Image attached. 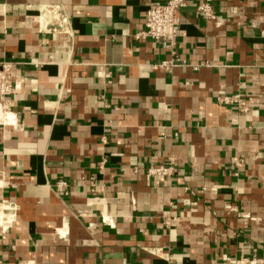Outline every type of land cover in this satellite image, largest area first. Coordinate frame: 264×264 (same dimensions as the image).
<instances>
[{
  "label": "crops",
  "instance_id": "0c3cea01",
  "mask_svg": "<svg viewBox=\"0 0 264 264\" xmlns=\"http://www.w3.org/2000/svg\"><path fill=\"white\" fill-rule=\"evenodd\" d=\"M155 1L0 0V264H264V0H187L173 48Z\"/></svg>",
  "mask_w": 264,
  "mask_h": 264
},
{
  "label": "built area",
  "instance_id": "2783aa9c",
  "mask_svg": "<svg viewBox=\"0 0 264 264\" xmlns=\"http://www.w3.org/2000/svg\"><path fill=\"white\" fill-rule=\"evenodd\" d=\"M212 0H205L197 6V10L206 18L215 19V14L211 5ZM187 5V0H159L152 2L146 11L145 28L135 34L136 39L151 38L157 41L164 42L169 48H173L175 38L180 29L181 21L179 17L180 11ZM42 14L48 18L47 23L41 28L46 32L54 34H69L68 23L69 18L63 7L57 3L47 4ZM185 64L177 58L165 60L158 64V67L170 69L177 64ZM187 65V64H186ZM194 69H198L199 65H193ZM13 63L9 60H0V98L3 100L7 96L15 92L17 84L13 80ZM230 103L237 105L240 110L244 106L241 95L236 94L229 98ZM168 168L160 167L154 169V172L165 173ZM67 183L64 180L57 182L58 187H65ZM7 214L4 218V224L1 226L6 227L14 217L13 207L10 204H4L3 207ZM262 262L264 263V250L262 253ZM233 264H258V260L245 259L243 262L234 260Z\"/></svg>",
  "mask_w": 264,
  "mask_h": 264
},
{
  "label": "bare ground",
  "instance_id": "6f19581e",
  "mask_svg": "<svg viewBox=\"0 0 264 264\" xmlns=\"http://www.w3.org/2000/svg\"><path fill=\"white\" fill-rule=\"evenodd\" d=\"M2 217H3V208L0 207V221L2 222Z\"/></svg>",
  "mask_w": 264,
  "mask_h": 264
}]
</instances>
